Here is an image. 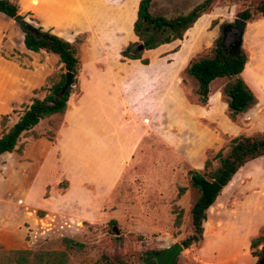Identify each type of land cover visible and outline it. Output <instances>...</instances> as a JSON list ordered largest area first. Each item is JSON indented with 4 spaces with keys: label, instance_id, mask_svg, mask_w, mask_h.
Returning <instances> with one entry per match:
<instances>
[{
    "label": "rangeland",
    "instance_id": "1",
    "mask_svg": "<svg viewBox=\"0 0 264 264\" xmlns=\"http://www.w3.org/2000/svg\"><path fill=\"white\" fill-rule=\"evenodd\" d=\"M11 1L17 4L18 11H29V0ZM202 1L167 0L163 8L158 9L155 5L150 13L171 19L188 13L191 7ZM258 1L214 0L209 11L196 20V42L189 30L187 34H183L178 46L168 45L163 50L161 56H165L167 66H170L174 59L179 58V48H191L196 44L191 53L181 59V68L175 75L174 82L173 79L167 82L164 115L149 118V128H144L142 141L115 188L98 193L92 200L97 204L95 210L86 208L83 212L81 208L66 206L58 211L55 199L65 191V181L62 180L57 185L45 183L41 190L42 182L47 180L45 175L31 183L28 170L20 172L15 160L21 155L24 144L33 138V132L22 135L16 146L19 147L18 153L12 152L0 157V249L56 251L63 249L60 239L69 238L85 247L80 253L69 254L70 264H101V255L113 254L118 255L125 264H152L151 261L142 262L146 253L159 252L174 243H180L189 235V209L201 194L200 190L190 186L188 171L204 173L215 169L218 159L213 158L214 155L220 152L224 156L229 140L236 136H264V103L259 105L255 101L254 105L236 114L232 120L226 110L219 111L211 118L207 103L201 106L197 102L196 83L184 69L190 62L212 55L213 42L221 32V24H229L223 29V46L225 51H230L234 14L254 7ZM20 17L33 26L36 25L29 15L20 13ZM164 35L157 34L156 39ZM263 41L264 29L256 30L245 26L241 48L247 56L251 51L258 57ZM2 59L10 63L0 67V72L7 77L1 79V88L4 85V89L10 86L17 89L19 82L22 88L15 91L24 94L25 76L18 79L17 70L33 73L38 65L30 57L11 50L4 36L0 42V61ZM57 71L56 65L49 74ZM9 74L15 80L9 78ZM230 82L226 78H217L209 87L220 89L221 98L225 101L226 87ZM41 87L32 89L31 98L45 94L40 90ZM26 105V102L14 104L12 110L15 113H11V110L1 114L8 117L4 126L0 127V132L6 131L17 120ZM40 128L39 125L35 130L40 131ZM45 133L51 134L47 129L41 134ZM205 160L209 161V167L203 170ZM252 170L264 173V157L249 160L242 166V171ZM254 178V175L231 178L205 210L204 227L202 225L205 236L201 237L197 245L183 249L175 264H201L198 257L202 251L205 253L206 234H213L223 221L226 222L224 232L223 227H220V232L212 243L228 253L238 248L241 251L247 250L243 236L249 229L244 224V218L246 213L250 215L248 212L253 211L255 206L252 198L250 204H243V200L257 197L259 189H262L260 184L256 185L253 181ZM179 188H184L181 195L177 194ZM24 192H27V204L21 198ZM50 195L53 198H48ZM41 198L51 205L47 211L42 212L37 208L45 207L46 202ZM231 209L234 210L232 219L224 218ZM178 211L181 212L179 225L174 227L173 220ZM84 214L86 220L81 218ZM111 220L115 221L113 226L108 224ZM261 228L257 235L261 234ZM115 237L118 239H114ZM262 247L259 245L257 249Z\"/></svg>",
    "mask_w": 264,
    "mask_h": 264
},
{
    "label": "crops",
    "instance_id": "2",
    "mask_svg": "<svg viewBox=\"0 0 264 264\" xmlns=\"http://www.w3.org/2000/svg\"><path fill=\"white\" fill-rule=\"evenodd\" d=\"M166 1L152 0L149 11H153L155 5L158 9L163 8ZM138 2L139 0H29V11H18L17 15H29L35 20V26L64 41L71 43L77 37L82 39L77 52L80 65L77 76L79 94L69 97L63 115L42 119L31 129L36 137L24 144L21 155L15 160L20 172L28 170L31 183L45 175L47 180L42 182L41 190L45 183L57 185L60 181H65V191L55 199L58 211L66 206L81 208L83 212L86 208L95 210L97 204L92 200L98 193L115 188L142 141L144 128H149V118L165 113L167 82L171 79L174 82V77L181 68V59L195 48L196 44L193 43L194 47L179 48V58L174 59L170 66H167L165 56H161V53L168 45L178 46L180 40L143 51L141 59L147 60L146 64H142L140 60L121 61L119 52L137 40L133 34V23ZM245 26L256 30L264 29V18L246 23ZM189 30L196 42V21L184 34ZM3 36L11 50L30 57L38 66L33 73H26L21 69L14 72L18 79L25 76L24 94L15 91L22 88L19 82L17 89L15 86L4 89V85L1 88V79L6 75L0 72V115L10 112L14 104L26 102L28 105L32 89L44 85L45 77L56 67L58 61L57 55L53 53L27 51L23 46V34L19 27L0 13V42ZM255 55V52H249L240 77L260 105L264 103V41L259 48V56ZM7 63L10 62L2 59L0 67H5ZM8 77L15 80L11 74ZM209 86L206 106L213 118L219 111L226 110V104L221 98L220 89ZM43 96L44 94L35 98L42 99ZM39 125L40 131H36ZM44 129L51 132L52 140L41 134ZM225 129L230 131L229 128ZM251 175L255 176L253 181L256 185L260 184L262 189H259L257 197L243 200V204H250L252 198L255 206L253 211L248 212L250 215L246 213L244 218V224L249 229L243 236L247 250L241 251L238 248L228 253L212 243L222 227L224 232L226 222L223 221L221 228L213 234H206L205 253L202 251L198 257L201 264H254L248 245L249 240L264 225V173L258 170L242 171L241 167L232 179ZM26 197L27 192H24L21 197L24 202ZM48 198L53 197L50 195ZM41 200L46 202L45 207H36L42 212L47 211L51 205L45 199ZM233 213L234 210H229L224 218L232 219ZM85 215H81L83 220H86ZM202 236H205L203 232Z\"/></svg>",
    "mask_w": 264,
    "mask_h": 264
},
{
    "label": "trees",
    "instance_id": "3",
    "mask_svg": "<svg viewBox=\"0 0 264 264\" xmlns=\"http://www.w3.org/2000/svg\"><path fill=\"white\" fill-rule=\"evenodd\" d=\"M151 1L139 0L136 18L133 23V34L137 41L129 43L119 52L121 61L124 59L140 60L142 64H146L147 60L141 59L143 51L154 49L161 44L181 40L187 29L191 28L202 14L207 13L214 2V0H203L201 3L192 7L188 13L171 19H165L161 16L151 15L149 11ZM0 13L12 19L18 14V6L14 1L0 0ZM20 18L22 19L23 17ZM263 18L264 0H259L252 8L244 9L234 14V19L243 21L245 24ZM30 21L34 20L30 19ZM30 25V30L21 31L23 34L22 43L24 48L33 53H53L57 55L58 71L52 72L45 77L44 86L40 88V90L45 92L43 98H31L29 104L23 107L17 120L6 131L0 132V157L7 153H18L19 147L16 146L22 135L32 132L31 129L42 119L52 115H63L69 97L79 94L77 76L80 65L77 52L82 41L81 37H77L73 42L69 43L54 36L47 30L44 31L40 27ZM228 26L229 24H221L219 26L221 32L213 42L212 55L190 62L184 70L196 83L195 94L197 102L201 106L207 103L208 86L213 80L226 78L231 81L226 87V100L224 102L228 117L232 120L236 114L254 105L256 100L253 93L240 77L248 58L246 52L241 46L235 49L231 48L230 51H225L224 49L222 31ZM157 34L165 35L160 39H156ZM139 45H141V49ZM65 73L71 74V85L64 91L63 95L59 96L58 92L64 85ZM11 113H15V110H12ZM7 117V115L0 116L1 128L4 126ZM31 135L33 138L36 137L33 133ZM43 136L52 140V135L49 133H45ZM261 157H264V136H236L229 140L228 150L224 156L220 152L214 155L213 158L218 159V166L215 169L204 173L192 170L188 171L189 184L192 188L199 190V184L201 182L214 181L221 188H224L237 170L247 161ZM208 167L209 161L205 160L203 170H206ZM183 191L184 188H179L177 194L181 195ZM200 197L189 209L191 232L180 241L179 244L182 249L195 246L201 240L205 210L208 207L202 204ZM214 198L211 199L210 204L214 201ZM180 214V211L175 214L173 220L174 227L179 225ZM108 224L113 226L115 221L111 220ZM261 229V234L249 240V254L255 258L254 264H264L262 250L257 249L259 245H262L264 248V225ZM113 235H116V233H113ZM114 239L117 240L118 237ZM60 243L63 249L56 251L38 249L33 251H4L0 249V264H70L69 254L73 252L80 253L85 248L83 244L69 238H61ZM150 261L153 264V260ZM100 263L125 264L116 254L111 256L101 255Z\"/></svg>",
    "mask_w": 264,
    "mask_h": 264
},
{
    "label": "water",
    "instance_id": "4",
    "mask_svg": "<svg viewBox=\"0 0 264 264\" xmlns=\"http://www.w3.org/2000/svg\"><path fill=\"white\" fill-rule=\"evenodd\" d=\"M13 23L19 27L21 31L30 30L31 25L28 21L21 19L19 15L14 16L12 19ZM245 28V23L238 19L233 20L232 29L234 32L232 33V41L230 46L235 49L239 48L242 43V35ZM230 31V28L227 29V32ZM223 39L225 37L224 30L222 31ZM141 49V45H139ZM71 74L65 73L64 85L60 88L58 95H63L64 91L71 85ZM221 186H219L216 182H201L199 184L200 190V200L205 207L210 205V201L213 197H215L220 191ZM182 247L179 243H174L169 247H166L160 250L158 253L149 252L146 254L145 258L142 259V262H147L153 260L155 264H175V260L179 253L182 251ZM262 257L264 256V248L262 247Z\"/></svg>",
    "mask_w": 264,
    "mask_h": 264
}]
</instances>
